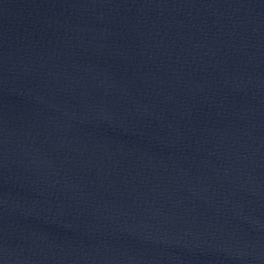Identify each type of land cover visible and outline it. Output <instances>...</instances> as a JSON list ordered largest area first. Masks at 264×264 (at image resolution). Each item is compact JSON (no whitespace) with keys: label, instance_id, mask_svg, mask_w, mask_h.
Returning a JSON list of instances; mask_svg holds the SVG:
<instances>
[{"label":"water","instance_id":"water-1","mask_svg":"<svg viewBox=\"0 0 264 264\" xmlns=\"http://www.w3.org/2000/svg\"><path fill=\"white\" fill-rule=\"evenodd\" d=\"M0 264H264V0H0Z\"/></svg>","mask_w":264,"mask_h":264}]
</instances>
